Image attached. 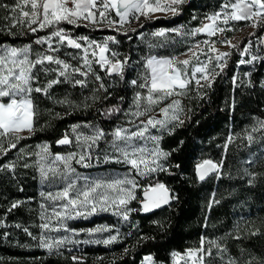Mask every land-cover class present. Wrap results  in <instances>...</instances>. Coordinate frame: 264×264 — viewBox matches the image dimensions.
<instances>
[{
	"label": "snow or ice",
	"instance_id": "obj_1",
	"mask_svg": "<svg viewBox=\"0 0 264 264\" xmlns=\"http://www.w3.org/2000/svg\"><path fill=\"white\" fill-rule=\"evenodd\" d=\"M186 2L187 0H13L12 4L0 2V9L11 14L5 17L9 21V35L16 34L12 32L13 28H19L25 35H35L38 31L52 29L47 35L34 40L33 43L39 46L35 53L32 43L19 48L0 45V154L7 155L8 151L17 149L19 141L27 138L22 136V133H34L37 111L33 93L51 98L50 89L61 83L69 84L73 88H86L88 77L92 76L97 82V91L102 90L107 98L110 93L102 77L94 72V64L99 65L110 77L125 79L124 74L130 67L131 58L125 56L120 59V54L110 48V44H119L115 36H109L103 42H97L88 36L74 37L68 29L60 27L62 23L77 28H95L106 21L108 27L117 32L124 31L127 35L124 28L126 24L139 21L141 17L152 19L156 13L179 15L181 6ZM113 12L118 19L111 18ZM241 21L249 22L248 26L253 28L264 26V0H223L219 11L206 16L199 27L159 28L152 32L151 36L157 43L149 42V50L166 48L169 44L180 45L185 42L184 38H195L200 34L207 38L190 45L187 52L182 53L188 55L189 59L180 60L178 55H157L149 52L137 61L140 63L138 76L129 81L136 89L130 106L125 108L122 104H114L101 112L106 121H112L113 117H124L125 124L110 131L90 122L83 126L74 125L71 134L66 131L56 141L58 146H71L75 149L66 154H53L49 144L38 145L34 152L24 153L23 149H18L26 158L36 157L35 167L40 182L55 188L54 191L39 193L43 201L40 203L39 237L33 236L27 227L22 231L33 239H38V246L49 253H59L66 245L71 244H103L107 247L121 242L118 227L100 224L87 229H72L68 227L67 221L89 219L99 213H111L120 221L129 222L133 212L150 213L177 200L178 197L171 193L165 184L141 183V178L150 180L154 174L166 172L172 167L171 164L161 163L162 160H167L171 153L160 147V141L163 139V133L171 134L184 124V108L180 98L187 96L192 90L203 97L205 93L202 89L210 90L216 78L227 67L231 53L219 51L216 48L217 43L230 45L239 51L241 59L238 65L253 64L261 59L250 51L251 40L240 49L231 45L228 39H212L217 33L231 31V22ZM170 36H180L182 39L170 40ZM260 43L264 44V39L260 40ZM61 49L78 50L79 55L76 52L66 53L77 63L73 64L57 55ZM201 55L204 59H201ZM245 56L249 59H244ZM41 74L45 77L51 75L52 78L46 80L43 87L34 86L39 84ZM245 75L250 77L251 73ZM77 76L80 78H76ZM238 79V74H234V88L238 86ZM246 83L253 87L251 80ZM260 87L264 88V83H261ZM88 99L85 97L82 105L85 108L88 107ZM91 99L95 102L96 97ZM119 99L122 101L124 97ZM165 101L168 103L165 104ZM58 102L72 106L71 101L66 98ZM232 106H235L234 101ZM81 127L89 129V132L79 131ZM152 130H158L161 135L154 134ZM255 133L264 135V119L257 120L250 130H246L245 138L248 142L251 143L255 139ZM233 140L232 135L227 137L224 145L225 155ZM101 142L107 144L102 156L98 151ZM101 162L122 164L125 166L124 173L90 177L78 173L74 167L75 164L90 168L93 164ZM16 166L13 161L0 165V170L6 169L14 173ZM30 166L26 159L23 167ZM175 167L180 166L177 164ZM222 169L223 159L219 162L205 159L195 167L197 178L201 182L210 175L221 178ZM137 191L142 193V197L138 198ZM133 201L140 207H130ZM21 203H11L7 211L11 212L20 207ZM213 203L219 201L213 197L209 209ZM8 226L4 219H0V227ZM15 227L21 226L17 224ZM55 233L65 234L54 235ZM105 233L108 235L104 236ZM82 234H86L89 239H75ZM6 235L7 233H0V238ZM138 239L146 241L152 238L140 236ZM205 243L208 244L207 248ZM214 248L223 260L227 249L218 241H205L202 238L198 248L188 249L183 254L173 252V264H214ZM67 250L72 251L71 248ZM127 252L128 248L125 247L124 253ZM71 259L73 264H84L82 256L74 254ZM142 264H155V261L148 255L144 257ZM227 264H238V261L228 257Z\"/></svg>",
	"mask_w": 264,
	"mask_h": 264
},
{
	"label": "trees",
	"instance_id": "obj_2",
	"mask_svg": "<svg viewBox=\"0 0 264 264\" xmlns=\"http://www.w3.org/2000/svg\"><path fill=\"white\" fill-rule=\"evenodd\" d=\"M12 4L13 0H0ZM223 0H187L181 6L179 15L157 17L133 22L124 31L117 32L114 28L100 25L95 28L74 27L62 23L60 27L69 30L72 36H88L95 41H104L109 36H115L119 44H110V48L120 54L131 58L130 67L125 71V79L119 80L115 76H108L99 65L94 64L93 70L102 77L110 95L97 91V82L92 76L88 77V87L73 88L69 84L61 83L50 89V97L33 93L37 115L35 118V131L33 134L19 141L17 149L8 151L7 155L0 154V165L16 162L14 173L0 170V219H4L8 227H0V233H7L0 238V260L9 259H37L38 264H73L72 255L82 256L84 264H142L144 257L151 255L155 264H173L172 253H185L188 249L198 248L203 238L205 241H218L227 249L223 260L219 253L213 249L214 264H227L228 257L237 259L238 264H264V135L255 133V139L250 143L245 138L246 130L257 120L264 119V26L257 27L250 36L243 38L238 47H243L252 41V51L260 60L253 64L238 65L241 59L239 51L235 48L229 57L227 67L216 78L213 87L202 89L200 93L192 90L187 96L181 97V106L184 108V124L171 134L163 133L160 147L171 155L164 164L172 167L166 172L154 174L150 180L141 183H163L175 194L178 199L171 201L168 208L143 216L140 212H133L129 222L120 221L111 213H99L89 219L68 220L67 225L72 229H87L100 224L114 225L119 228L121 242L105 247L103 244L66 245L59 253H49L38 246V239H33L22 231L27 227L33 236L39 237L41 231L39 213L40 203L43 202L39 193L47 191L48 184H42L35 167L36 157L26 158L24 153L34 152L41 144H49L53 154H66L75 150L71 146H58L56 141L76 125L92 123L106 130H111L125 124V118L113 117L106 121L101 112L114 105L122 104L125 108L131 104L134 89L129 81L138 76L141 57L149 54L180 55L187 51L191 38H184L180 45L169 44L166 48H153L149 50L148 43H157L151 33L159 28H173L184 26L186 29L199 27L206 16L219 11ZM11 14L0 9V45L23 47L33 44V53L39 46L33 42L37 37L45 36L52 31L51 28L32 33L23 34L19 28H13L15 35L8 34L9 21L5 18ZM112 18L115 13L111 14ZM196 17L197 19H193ZM242 24H245L243 22ZM259 38V39H258ZM180 36H170V40L180 41ZM197 40H203L195 37ZM67 52L78 50L61 49V58L69 60ZM244 59H249L245 56ZM251 73L246 76L245 73ZM238 74L239 79L235 88L232 77ZM51 75L40 76L38 85H45ZM76 78H80L77 76ZM251 80L253 87L246 83ZM191 87V86H190ZM95 96V102L91 97ZM124 97L121 101L119 98ZM87 100L88 107H83ZM67 99L72 106L60 104L58 101ZM233 101L235 106L233 107ZM76 105H80L77 107ZM79 131L89 132L81 127ZM156 134L161 135L159 131ZM229 135L234 137L228 146L225 155L224 145ZM182 142V143H181ZM7 145L5 144V147ZM107 144L101 142L98 149L101 156ZM31 165L24 168L25 160ZM211 159L219 162L223 159L221 178L212 177L206 183L198 182L196 164ZM179 165L177 168L175 165ZM78 173L98 174L101 172L124 173L125 166L117 163H98L90 168L75 165ZM22 189V190H21ZM138 198L142 193L137 191ZM219 203H213L209 209L212 198ZM20 201L21 206L8 212L11 203ZM130 207L139 208L133 201ZM21 227L17 228L15 225ZM131 232V235L128 233ZM252 233H255L253 235ZM55 233L54 235H64ZM114 234V233H113ZM107 236L108 233L103 234ZM147 236L152 239L139 240L138 237ZM239 239H236V237ZM77 240H86V234L75 237ZM128 248L125 254L124 249ZM205 247L208 244L205 243ZM71 248L72 251L67 249Z\"/></svg>",
	"mask_w": 264,
	"mask_h": 264
},
{
	"label": "rangeland",
	"instance_id": "obj_3",
	"mask_svg": "<svg viewBox=\"0 0 264 264\" xmlns=\"http://www.w3.org/2000/svg\"><path fill=\"white\" fill-rule=\"evenodd\" d=\"M171 15H172L171 13H168V14H165V13H156L153 18H157V17H168V16H171ZM111 18H112V16H111ZM243 22H245V24H242ZM132 23L133 22H131L130 24H126L124 26V28H127ZM248 23L249 22H246V21L231 22V25L230 26H232V30L231 31H227L226 30L223 33V35H224V38L223 39H228V40L231 41V45L238 46V44L240 43V41L243 38H245L246 36H250V34L252 33V31L254 29L253 27H249L248 26ZM102 25L108 26L106 21ZM218 35H220V33H217V35L214 36V37H212V39L213 40H219ZM197 37H200L202 39H206L207 38L203 34L197 35ZM97 42H103V41H97ZM192 44H194V39L193 38H191V41L189 43V46L192 45ZM216 48L219 51H221V52H229L231 54H232V52L235 49V48L231 47L230 45H222L220 43H217L216 44ZM197 54L200 55L199 50H197ZM178 56H179V59L180 60H184V59H189L190 58L188 55H183V54H180ZM201 59H204V57L202 55H201ZM228 60H229V58H228ZM193 63H195L194 60H193ZM164 103L167 104L168 101H165ZM161 106H163V105H161ZM182 118L184 119L185 116L183 115ZM155 131H158V130H152V132L154 134H156ZM22 134L23 135H27L28 133L27 132H24ZM157 135H159V134H157ZM74 167H75V164H74ZM81 174L87 175V176H90V177H99V176H107V175H109L106 172H101V173H98V174H86V173H81ZM110 174L122 175L123 173H110ZM141 179L144 180L143 178H141ZM46 187H48V190L47 191H54L55 190V188H53L51 185H46ZM0 264H38V260L37 259H29V260H24V259H9V260H0ZM182 264H183V262H182Z\"/></svg>",
	"mask_w": 264,
	"mask_h": 264
},
{
	"label": "water",
	"instance_id": "obj_4",
	"mask_svg": "<svg viewBox=\"0 0 264 264\" xmlns=\"http://www.w3.org/2000/svg\"><path fill=\"white\" fill-rule=\"evenodd\" d=\"M197 176V175H196ZM212 177H214V175H210L208 178H206L203 182H201V181H199L198 180V182L200 183V184H203V183H206L208 180H210ZM198 179V178H197ZM171 204V203H170ZM170 205H164V206H162L161 208H159V209H156V210H154L153 212H150V213H141L143 216H148V215H151V214H153V213H156V212H158V211H161V210H164V209H166V208H168Z\"/></svg>",
	"mask_w": 264,
	"mask_h": 264
},
{
	"label": "built area",
	"instance_id": "obj_5",
	"mask_svg": "<svg viewBox=\"0 0 264 264\" xmlns=\"http://www.w3.org/2000/svg\"><path fill=\"white\" fill-rule=\"evenodd\" d=\"M203 22H204V20H203ZM256 28H257V27H256ZM256 28L253 29L252 33L254 32V30H255ZM252 33H251V34H252ZM251 34H250V35H251ZM218 37H219V39H221V38H224V35H223V34H220V35H218ZM198 41H199V40H197L196 42H198Z\"/></svg>",
	"mask_w": 264,
	"mask_h": 264
}]
</instances>
